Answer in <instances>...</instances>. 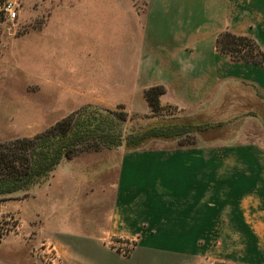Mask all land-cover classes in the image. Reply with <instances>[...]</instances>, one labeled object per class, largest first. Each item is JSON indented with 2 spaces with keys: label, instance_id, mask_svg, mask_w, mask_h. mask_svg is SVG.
<instances>
[{
  "label": "crops",
  "instance_id": "obj_1",
  "mask_svg": "<svg viewBox=\"0 0 264 264\" xmlns=\"http://www.w3.org/2000/svg\"><path fill=\"white\" fill-rule=\"evenodd\" d=\"M138 6L41 0L44 23L12 44L0 33L3 86L23 93L31 73L37 84L33 102L27 95L0 105V141L27 138L30 126L54 125L86 105H147L143 92L154 86L164 89L161 106L183 113L214 103L223 80L264 93V63L232 61L215 48L229 31L264 51V0ZM241 137L151 140L63 160L47 184L8 208L19 224L0 238V264H39L33 249L43 240L55 264H264V140ZM114 240L135 247L123 256Z\"/></svg>",
  "mask_w": 264,
  "mask_h": 264
},
{
  "label": "trees",
  "instance_id": "obj_2",
  "mask_svg": "<svg viewBox=\"0 0 264 264\" xmlns=\"http://www.w3.org/2000/svg\"><path fill=\"white\" fill-rule=\"evenodd\" d=\"M215 48L232 61L264 63V51L249 36L223 31L215 40ZM163 93L161 86L149 87L143 92L153 114L163 111L164 107L159 102ZM126 119L125 111L101 110L86 105L35 138H20L0 144V201L29 197L48 183L63 160L78 153L119 147L134 150L151 140H177L182 145H189L194 143L189 135L210 128V125L201 126L191 120L166 119L135 133H125L122 125Z\"/></svg>",
  "mask_w": 264,
  "mask_h": 264
},
{
  "label": "rangeland",
  "instance_id": "obj_3",
  "mask_svg": "<svg viewBox=\"0 0 264 264\" xmlns=\"http://www.w3.org/2000/svg\"><path fill=\"white\" fill-rule=\"evenodd\" d=\"M134 1L135 4L139 5L138 7L142 9L144 8L145 0ZM5 2L13 3L16 8L17 16L13 21L7 19L6 13L3 10ZM40 3L41 0H0V33L8 34L6 40L9 41V44L20 42L23 34L31 30V28H37L44 23L47 13L38 12V5ZM48 32L53 34L54 31L48 29ZM49 37V34H47V39H49ZM34 64L36 65V60H33L30 63V65ZM4 75L5 73H0V105L5 103L13 104L14 102L16 103V101L21 102L22 97L25 99V96L27 95L31 97V102H33L36 95L37 84L32 78H36V73H31L29 87L26 91H23V93H17L15 90L12 91L5 88L2 83ZM220 93L221 94L216 101L207 108L191 113L178 112L176 108L166 106L163 108L162 112L153 114L148 105L144 102L143 105L136 104L137 108L135 109H127L124 104L116 103L113 108H108V110L126 112L127 119L122 125L125 133H135L148 125L160 123L166 119H182L191 120L193 123L201 126L210 125V128L205 129L201 133L189 135V137L194 139V142L197 141V137L202 139V141L205 140L204 142H208V139L216 141H236L238 139L240 140L241 135H249V137L250 135H253L254 138H257L255 136H260L258 139L264 140V93L250 83L230 79L223 80ZM17 97L19 98L18 100H16ZM119 107H122L123 109ZM99 109L102 110L105 108ZM51 126H30V136L27 138H35ZM0 137L2 136L0 135ZM244 139L246 140V138ZM9 141L11 140H1L0 144ZM19 200H22L20 196L0 201V238L16 229L17 224H19V218H17L13 212L8 210L11 205H14ZM43 242L44 243L40 245L42 248H54L48 240H43ZM119 243H126V245L123 246L124 248H127L130 245L131 247H135V243L119 240L112 241L111 247H122L118 245ZM199 263L217 264L211 261H201Z\"/></svg>",
  "mask_w": 264,
  "mask_h": 264
},
{
  "label": "built area",
  "instance_id": "obj_4",
  "mask_svg": "<svg viewBox=\"0 0 264 264\" xmlns=\"http://www.w3.org/2000/svg\"><path fill=\"white\" fill-rule=\"evenodd\" d=\"M3 10L6 13L8 20L13 21L16 18L17 11L13 3L5 2L3 5ZM118 245L122 247H113V249L123 256H128L133 250L132 247H134H131L130 245L129 247L124 248L123 246L126 245V243H119ZM33 256L37 262H39V264H55L57 262V256L52 247H36L33 249Z\"/></svg>",
  "mask_w": 264,
  "mask_h": 264
}]
</instances>
